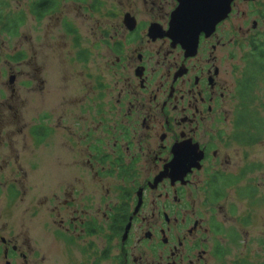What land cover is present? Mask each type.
<instances>
[{
    "label": "flooded vegetation",
    "instance_id": "flooded-vegetation-1",
    "mask_svg": "<svg viewBox=\"0 0 264 264\" xmlns=\"http://www.w3.org/2000/svg\"><path fill=\"white\" fill-rule=\"evenodd\" d=\"M8 1L0 264H264V230L250 233L262 220L263 164L247 150L262 140L237 122L247 66L264 41V0H233L217 23L226 0H99L108 72L99 91L53 95L28 125L24 90L39 95L42 70L37 56L26 63V49L9 46L26 15L9 13ZM72 1L88 0H29V14L40 24ZM63 27L79 46L78 29Z\"/></svg>",
    "mask_w": 264,
    "mask_h": 264
},
{
    "label": "rangeland",
    "instance_id": "rangeland-1",
    "mask_svg": "<svg viewBox=\"0 0 264 264\" xmlns=\"http://www.w3.org/2000/svg\"><path fill=\"white\" fill-rule=\"evenodd\" d=\"M29 3V0L28 2L9 0L7 7L9 13L17 14L22 11L26 15L24 25L21 28V36L18 39L9 41V46L11 48L16 47L15 49H26L29 58L26 63L32 64L30 60L37 56L39 67L42 70L40 75H35L38 79L36 87H40L39 95L37 96L36 92H32L31 89L24 90L23 123L27 125L35 121V114L38 111L40 113L46 112V109L52 104L53 95L58 98V94H65L70 96L71 100H75L73 98L80 97L85 91H99V75L102 72L108 75L106 67L103 66L102 52L99 50V27L103 20L99 16V0L97 3L95 0L65 3L55 15L46 18L40 24H37L30 16ZM110 4L107 3L106 7ZM93 5H97V7L93 8ZM64 22H69L78 29L80 34L79 46L75 44L71 36L65 35ZM233 22L235 21L233 20ZM5 50L6 53L12 51L9 48ZM81 51H87V62L79 60L78 54ZM11 66L16 71L20 69L15 65ZM32 68L35 69V67H28L26 72L31 71ZM238 77H241V72L231 80L233 85L235 78ZM24 79H26L25 75ZM42 81L44 82L43 85ZM256 94L263 96V85H261L259 91H256ZM36 100L39 101L36 102ZM256 105L261 106L262 104L256 102ZM72 107H74V104H72ZM236 107L237 102L233 101L231 109L235 110ZM72 112L74 111L72 110ZM235 119L236 115H232L230 122L235 121ZM247 150L248 156H250L248 160H255L263 164L261 169L263 174H259V176L263 177L264 193V137L256 146L248 147ZM49 163L47 160V167H49ZM257 214L262 217V220L260 219L258 225L250 229L251 236H256L261 230H264V203L262 210L258 211ZM260 225L263 226L262 229ZM250 244L249 249L254 251L255 248H258L257 244L252 242ZM262 261L264 262V255Z\"/></svg>",
    "mask_w": 264,
    "mask_h": 264
},
{
    "label": "trees",
    "instance_id": "trees-1",
    "mask_svg": "<svg viewBox=\"0 0 264 264\" xmlns=\"http://www.w3.org/2000/svg\"><path fill=\"white\" fill-rule=\"evenodd\" d=\"M251 56L253 63H249L246 70V80L241 92L243 107L245 108L237 119L238 123L247 124L248 138L263 140L264 137V94L258 96L261 85L264 86V41L255 49ZM256 102L262 105L257 106ZM263 113V114H262Z\"/></svg>",
    "mask_w": 264,
    "mask_h": 264
},
{
    "label": "water",
    "instance_id": "water-1",
    "mask_svg": "<svg viewBox=\"0 0 264 264\" xmlns=\"http://www.w3.org/2000/svg\"><path fill=\"white\" fill-rule=\"evenodd\" d=\"M233 0H226V6H227V9L225 11V14L223 12L220 11L219 15H217L214 19L215 23L221 21L229 12H230V5H231V2ZM213 20V19H212ZM214 23V22H212Z\"/></svg>",
    "mask_w": 264,
    "mask_h": 264
}]
</instances>
